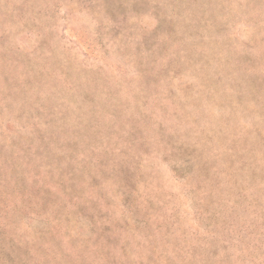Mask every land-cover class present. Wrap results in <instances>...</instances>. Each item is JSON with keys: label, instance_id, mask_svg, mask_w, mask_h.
Instances as JSON below:
<instances>
[{"label": "rangeland", "instance_id": "1", "mask_svg": "<svg viewBox=\"0 0 264 264\" xmlns=\"http://www.w3.org/2000/svg\"><path fill=\"white\" fill-rule=\"evenodd\" d=\"M0 264H264V0H0Z\"/></svg>", "mask_w": 264, "mask_h": 264}]
</instances>
